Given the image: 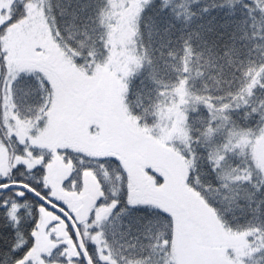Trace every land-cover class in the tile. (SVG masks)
Returning <instances> with one entry per match:
<instances>
[{"label":"trees","instance_id":"1","mask_svg":"<svg viewBox=\"0 0 264 264\" xmlns=\"http://www.w3.org/2000/svg\"><path fill=\"white\" fill-rule=\"evenodd\" d=\"M145 2L146 0H100L99 3L98 0H15L4 14V21L8 20L9 15L13 20L0 32V48H3L5 37L12 30L26 27L32 12L37 11L47 32V44L61 51L76 70L91 75L96 68L107 63L112 53V42L121 34L126 27L124 23L127 22L133 30V42L129 44L128 49L139 59V66L125 83L123 103L127 115L140 128L156 134L160 110H182L187 139L174 147L188 165L187 183L192 188L198 187L203 197L217 209L220 220L224 222L223 229L229 234L237 235L250 223L264 227V192H254L251 202L247 199V192H253V189L247 185H231V191L217 193L209 187L216 183V178L209 171L205 155L215 145L221 144L222 141L227 142L233 123L237 130L241 125H249L255 129L259 117L252 118L249 115L250 110L244 108L242 101H238L233 104L237 110L231 112L232 123L219 131L210 144L202 142L197 145L189 139L198 136L199 130L209 118L206 106L196 100L197 96L227 94L239 83L238 80H233V73L242 79L243 72L252 69L255 75L258 68L264 66V0H172V7L168 11H158L163 0H157L156 7L143 12L141 19ZM137 20L140 25L138 30L134 27ZM44 66L49 74L59 75L56 68L48 64ZM41 76L45 79L42 74ZM37 79L39 80V77ZM181 80L185 81L183 93H186L184 98L187 103H181L182 94L178 91L181 88ZM39 87L43 89L42 84ZM49 91L52 93L51 87L42 91V100L20 104L21 123L31 124L37 130L42 129L51 99ZM257 96L264 99V93L258 92ZM170 106L175 108L170 110ZM7 136L8 130L0 118V138L4 140V144H0V153L7 156V163L3 167L0 163V175L3 174L0 177H8L9 182L22 180L41 192L47 186L56 191L58 199L66 205L68 193L79 194L82 191L83 175L86 172L80 170L81 154L71 150L57 151L70 165L71 180L66 179L68 183L65 184V180L61 188L55 190L48 185L45 178V166L53 157L51 152L30 148L16 136L9 144ZM247 141L248 138L244 139L238 147L253 151L256 161L264 163L263 144L258 146L256 142L255 148H249ZM190 146L196 153L194 167ZM28 150L32 155L29 156L28 163L34 161L41 165L43 160V167H28L23 163L12 165L15 160L25 158ZM133 156L130 154L127 157L133 160ZM230 159L233 163L238 162V157ZM107 167L113 181L109 187H118L115 177L124 173L120 163ZM227 168L226 164L225 170ZM260 183H264V173L253 181V184ZM237 191L239 196L232 199ZM0 200H7L10 207L12 204L26 205L21 212L19 228H14L13 222L0 211V264H5V252L18 241L28 237L31 222L28 213L34 207V200L29 196L20 199L14 192L0 193ZM258 206L261 209L259 214L252 211ZM229 227L232 232L227 231ZM145 234L150 240L143 237L135 239V230L130 236L118 235L115 239H109L116 251L125 254L135 246L134 260L142 261L149 253H154L149 264H174L171 260L174 238L172 221L165 224L161 217L159 227L154 229L153 233ZM166 237L169 241L167 251L164 247ZM248 243L250 241H246V245ZM8 264L12 262L9 260ZM249 264H264V256H253Z\"/></svg>","mask_w":264,"mask_h":264},{"label":"rangeland","instance_id":"2","mask_svg":"<svg viewBox=\"0 0 264 264\" xmlns=\"http://www.w3.org/2000/svg\"><path fill=\"white\" fill-rule=\"evenodd\" d=\"M14 1L0 0V23H3L4 14L12 7ZM124 25L126 27L112 42V53L107 63L96 68L91 75L76 70L61 51L47 44V32L37 11L32 12L26 27L12 30L5 37L3 48L7 49L10 59L17 67L39 68V63H42L56 68L59 72L58 76L50 73L55 86L51 87V99L42 129L37 130L31 124L20 122L15 125V136L30 148L51 152L53 157L45 166V178L48 185L55 190L60 189L71 174L70 165L57 151L71 150L89 157L109 155L113 154L110 148L114 147V136H120L123 144L130 141V154L136 159L132 160L125 154L124 159L128 161V165L126 163L125 167L124 163L119 161L124 173L133 180L136 190L148 194L146 198L150 202L162 203L177 213L171 220L174 237L172 262L239 264L245 252L246 240L221 228L201 198L185 185L188 165L174 147L187 139L183 111L171 110L175 108L172 106L169 112L160 110L156 134H153L140 128L124 110L125 83L139 66V59L128 49L129 44L133 42L132 27L127 22ZM33 47L37 53L42 52L43 55L33 54L30 51ZM44 65L43 67H46ZM42 75L45 79L48 78L47 75ZM261 99L257 96V103ZM247 138H241V143ZM107 145L108 148L104 149L103 146ZM257 145L261 144L257 142ZM27 154L25 158L15 160L12 165H39V162L34 161L28 163L29 156L32 157L30 150ZM0 163L2 167L7 163V156L3 153H0ZM157 176L166 177L167 189L163 194L153 191ZM94 185L95 179L86 172L83 175L82 191L79 194L68 193L69 198L66 201L69 209H76L80 205V197L84 194L93 198ZM51 195L58 199L56 191L51 190ZM53 219L54 217L47 213L41 214V223ZM187 227L190 228L188 234ZM53 230L63 239L62 224L54 225ZM39 247H49V241L43 235L39 240Z\"/></svg>","mask_w":264,"mask_h":264},{"label":"snow or ice","instance_id":"3","mask_svg":"<svg viewBox=\"0 0 264 264\" xmlns=\"http://www.w3.org/2000/svg\"><path fill=\"white\" fill-rule=\"evenodd\" d=\"M100 0H98V3ZM157 0H146L143 12L156 7ZM172 7V0H163V4L158 11H168ZM2 11V9H0ZM101 15L104 14L101 12ZM13 20L9 15L8 20L0 23V32L7 27ZM139 20L134 27L139 29ZM59 35V29H57ZM33 54L37 53L36 48L30 49ZM227 55V53H225ZM185 74L187 68L184 69ZM239 71V69H237ZM48 76L44 79L41 74ZM233 75V80H238L237 87L230 89L227 94L212 96L199 95L196 100L202 106H206L209 112L207 123L199 130L195 138L189 137L194 144H210L219 131L227 128L231 122V112L237 110L233 107L238 101L243 102L245 109H249V115L252 118L259 117L255 129L249 125H234L229 129L227 142L215 145L205 155L209 165V171L216 178V183L209 187L217 193L231 191V185H247L253 189V192H247V199L251 202L254 192H264V183L253 184V181L264 173V163H258L255 153L247 148L238 147L241 138L248 137V147L255 148L256 142L264 144V99L257 103V93H264V66H260L255 75L253 70L243 72V78ZM39 77V80L37 79ZM255 81V83H253ZM182 93L181 103H187L183 93L184 80L180 82ZM43 85V89L39 85ZM52 76L43 66L39 68H19L10 59V54L6 48H0V118L4 121V126L8 130L7 140L10 144L15 138V125L21 122L19 107L21 103L35 102L37 99H43L42 91L54 87ZM49 97L51 92H48ZM47 107V104H45ZM219 122V123H218ZM235 141V143H233ZM22 143V142H21ZM0 144H4L3 138H0ZM231 145V147H229ZM7 147V145H5ZM192 162L195 166L196 153L193 149ZM231 157H238V162L233 163ZM67 162V161H65ZM45 161L42 160L43 167ZM76 163V162H74ZM119 164V159L115 155H101L89 157L81 154L79 165L80 170L90 172L95 178V192L91 206L85 218H78L66 205L51 195V190L45 186L41 192L33 185L25 184L22 180L8 181V177H0V193L14 192L20 199L26 196L32 197L34 207L29 211L31 217L28 237L26 240H20L12 245L5 252V264L10 260L12 264H149L154 253H149L147 257L141 260H134L135 246H132L130 252L125 254L116 251L109 237L115 239L118 235L121 237L130 236L135 230V239L150 240L145 233H153L160 224V218H163L165 224L173 220L177 213L162 203L150 202L146 197L147 193H142L134 189L127 174L121 173L115 177L118 187L110 188L112 183L111 173L108 165ZM228 168L225 170V165ZM18 167V166H17ZM32 169H29L31 171ZM191 172H189V178ZM71 180V177L68 178ZM39 183V181H37ZM68 180L65 181V184ZM185 185L200 196L202 203L213 214L216 223L223 228L224 222L220 220L217 209L209 203L208 199L203 197L199 188H192L185 180ZM167 189L166 177L157 176L153 191L157 194H163ZM239 196V192L233 194L232 199ZM26 205L12 204L11 207L7 200H0V211H3L14 228H19L21 224V212ZM254 213L261 212L260 207L252 209ZM47 213L54 217L47 223H41V214ZM144 215H141V214ZM153 214H155L153 216ZM56 224L64 225L63 239L55 233L53 226ZM227 231L232 232L229 227ZM43 235L49 241V247H39V240ZM246 241L244 255L240 258L239 264H249L253 256H264V227L249 224L242 232L237 233ZM257 241H259L257 243ZM169 241L167 237L164 241L165 251H167ZM151 247V244H149ZM158 247V245H157ZM143 251V248H142ZM163 255V253H160Z\"/></svg>","mask_w":264,"mask_h":264},{"label":"flooded vegetation","instance_id":"4","mask_svg":"<svg viewBox=\"0 0 264 264\" xmlns=\"http://www.w3.org/2000/svg\"><path fill=\"white\" fill-rule=\"evenodd\" d=\"M62 79V78H61ZM115 134H116V132H115ZM121 140H122V138L120 139V136L119 137H117V136H114V141H113V145H114V147L112 148V146H111V148H110V151L111 152H113V154L111 153V154H109V155H115L116 157H118V159H120L119 161L120 162H123L124 163V165H125V167L128 165V161H126L125 159H124V154H125V151H124V148H123V146H122V142H121ZM116 145H118V146H116ZM103 148L104 149H107L108 148V145L107 146H103ZM119 148V149H118ZM114 149H118L119 151H121V153L117 150V152L118 153H114ZM126 154H128V150H127V153ZM128 155H130V153L128 154ZM136 159V157L134 156V158H133V160H135ZM126 163H127V165H126ZM131 180V182H132V185H133V187H134V189H136V186H135V184H134V182H133V180L132 179H130ZM67 202V201H66ZM72 211V210H71ZM189 229L190 228H186V231H187V234H188V231H189Z\"/></svg>","mask_w":264,"mask_h":264},{"label":"water","instance_id":"5","mask_svg":"<svg viewBox=\"0 0 264 264\" xmlns=\"http://www.w3.org/2000/svg\"><path fill=\"white\" fill-rule=\"evenodd\" d=\"M126 148L130 149L131 147V143H128L125 145ZM123 146V148L125 147ZM3 187V186H0ZM93 198L91 196H89L88 194H85L83 196L80 197V206L73 210L72 212L78 217V218H85L87 215V212L91 206Z\"/></svg>","mask_w":264,"mask_h":264}]
</instances>
